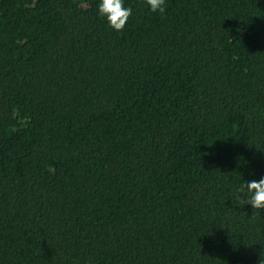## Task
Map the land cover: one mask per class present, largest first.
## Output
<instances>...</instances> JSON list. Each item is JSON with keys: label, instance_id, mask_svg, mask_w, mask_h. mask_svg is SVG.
<instances>
[{"label": "trees", "instance_id": "obj_1", "mask_svg": "<svg viewBox=\"0 0 264 264\" xmlns=\"http://www.w3.org/2000/svg\"><path fill=\"white\" fill-rule=\"evenodd\" d=\"M0 0V264H264V0Z\"/></svg>", "mask_w": 264, "mask_h": 264}, {"label": "clouds", "instance_id": "obj_2", "mask_svg": "<svg viewBox=\"0 0 264 264\" xmlns=\"http://www.w3.org/2000/svg\"><path fill=\"white\" fill-rule=\"evenodd\" d=\"M149 11L164 14L165 0H146ZM97 15L102 17L107 26L120 32L125 28L126 22L132 15L131 7L125 6V0H98ZM247 193L246 203L252 208L264 209V176L258 180L251 179L236 189V194Z\"/></svg>", "mask_w": 264, "mask_h": 264}]
</instances>
